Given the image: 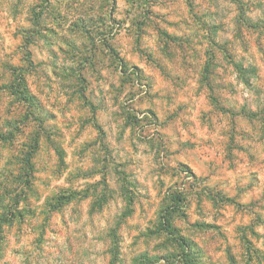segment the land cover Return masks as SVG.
<instances>
[{
    "label": "clouds",
    "instance_id": "1",
    "mask_svg": "<svg viewBox=\"0 0 264 264\" xmlns=\"http://www.w3.org/2000/svg\"><path fill=\"white\" fill-rule=\"evenodd\" d=\"M0 264H264V0H0Z\"/></svg>",
    "mask_w": 264,
    "mask_h": 264
}]
</instances>
